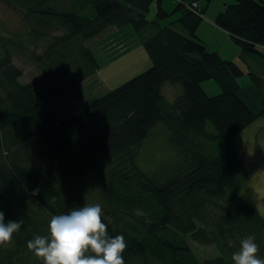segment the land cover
Here are the masks:
<instances>
[{
    "label": "trees",
    "instance_id": "16d2710c",
    "mask_svg": "<svg viewBox=\"0 0 264 264\" xmlns=\"http://www.w3.org/2000/svg\"><path fill=\"white\" fill-rule=\"evenodd\" d=\"M0 1L24 13L23 31H0V212L5 223L23 220L0 245V264H43L27 241L49 235L51 216L97 203L108 235L125 238V264H234L249 235L264 259V216L241 194L249 175L234 142L264 118V76L249 73L262 103L255 112L240 97L245 72L200 38L205 12L191 8L198 0H177L174 13L182 16L169 26L162 25L171 16L162 0ZM215 25L243 60L264 58V0H235ZM125 27L151 67L60 111L57 101L82 98L101 68L89 42ZM46 39L34 57L40 74L22 82L15 58ZM212 80L221 90L214 97L203 88ZM167 84L182 88L173 102L162 92ZM158 127L177 156L147 173L137 158ZM189 240L217 254L201 262Z\"/></svg>",
    "mask_w": 264,
    "mask_h": 264
},
{
    "label": "rangeland",
    "instance_id": "374dc122",
    "mask_svg": "<svg viewBox=\"0 0 264 264\" xmlns=\"http://www.w3.org/2000/svg\"><path fill=\"white\" fill-rule=\"evenodd\" d=\"M188 1L190 2L192 0ZM162 2L163 8L171 14L169 18L162 22V25L169 26L178 21L182 14L180 12L174 13L178 5L177 0H162ZM198 3L207 16H213L216 19L217 15L223 10L225 11L228 5L234 4L235 0H198ZM156 12L157 5L155 2L148 14L149 21L155 19ZM23 16L24 13L20 12L17 7L0 1V31L2 33L14 32L20 29L23 31ZM117 31L118 29L115 28L108 29L95 40L89 42L101 64V68L94 77L89 78L84 83L82 87V98L78 99L76 96H63L65 98H61L57 101L56 104L60 111L67 109L70 103H77L79 105L84 104V97L87 102L92 98L101 97L151 67V61L143 45L138 46V43L134 41L127 49H124V46L119 44L118 46L113 45L112 40L114 39L111 40L108 37H110V35H115ZM179 31H182V29L179 28ZM207 32L209 37H204V41L206 42L209 52H222L221 57L225 60L236 54L234 48L235 42L232 41L231 44H229L230 40H228L227 37L223 38L216 36V29L209 27L207 22H205L204 25L202 22L199 33L205 35ZM59 34H62V32H55V35ZM229 39H231V37ZM125 41L126 39H119L117 42L125 44ZM127 41L130 42V39L127 38ZM49 43L50 39H46L32 46L25 55L15 58L14 61L16 65L22 71V82H29L40 74L34 57L41 55L46 50L45 48ZM238 48L239 51H237V53L240 54L241 49L239 46ZM235 60H237V58H235ZM263 61L264 58H250L247 59V61L242 58L238 59L239 66L245 72V75L239 79L242 87L240 97L248 107L255 112L260 111L262 103L261 99H259V90L254 86L249 74L252 71L248 68L253 69L250 64L253 67L257 64L253 73L264 76ZM203 88L210 97L217 96L221 93L220 87L213 80L204 82ZM162 92L169 102H173L181 94L182 88L167 84L163 87ZM234 142L249 175V183L242 188L241 194L250 205L254 206L264 216V118L255 120L250 126L236 136ZM175 156H177V152L168 143L166 133L162 128L158 127L151 132L150 136L144 142L137 158V164L144 172L151 173L160 166L173 160ZM189 242L201 262L217 254V251H215L213 247L201 246L192 240H189Z\"/></svg>",
    "mask_w": 264,
    "mask_h": 264
},
{
    "label": "clouds",
    "instance_id": "9594fccd",
    "mask_svg": "<svg viewBox=\"0 0 264 264\" xmlns=\"http://www.w3.org/2000/svg\"><path fill=\"white\" fill-rule=\"evenodd\" d=\"M99 203L75 208L67 214L51 216L49 235H36L27 241V248L43 260V264H125L122 253L126 249L123 235L111 237L103 222ZM109 222L110 218H109ZM23 220L5 223L0 212V245L9 243ZM255 236L240 241L234 252V264H264L258 257L259 246Z\"/></svg>",
    "mask_w": 264,
    "mask_h": 264
},
{
    "label": "crops",
    "instance_id": "0c3cea01",
    "mask_svg": "<svg viewBox=\"0 0 264 264\" xmlns=\"http://www.w3.org/2000/svg\"><path fill=\"white\" fill-rule=\"evenodd\" d=\"M157 1V0H156ZM156 5H157V3H156ZM198 5H199V3H198ZM153 6V5H152ZM207 8H208V6H207ZM205 22H207V24L209 25V27H212L213 29H216V36H219V37H227V39L228 40H230V42H229V44H231V42L233 41V39L231 38V39H229L230 38V36H228V35H226L225 33H223V31L222 30H219L218 28H216V25H215V18L213 17V16H207L206 15V13H204V18H203V25L205 24ZM199 34V36H200V38H202V40H203V42H204V44L206 45V42L204 41V37H209V34H208V32H207V34H205V35H203L202 33H198ZM117 39H116V38ZM109 39H114V40H112V43H113V45L114 46H118V44L119 45H121V46H124L123 48L124 49H127V48H129V46L133 43V41L134 42H137L138 43V46H140L141 45V41L138 39V37H137V35L135 34V32L130 28V27H125V28H122V29H119L116 33H115V35H110V37H108ZM127 38H129L130 39V42L129 41H127ZM119 39H126V41L124 42L125 44H121V43H119V42H117ZM234 42V41H233ZM103 43V42H102ZM117 43V44H116ZM206 48H207V46H206ZM234 48H235V50H236V54L234 55V56H232V57H230L229 59H227V60H232V61H235L236 63H238V59H240L241 57H240V54H238L237 53V51H239V48H238V46H237V44L236 43H234ZM215 53V52H214ZM222 52H217V54H219L220 56L222 55L221 54ZM235 58H237V60H235ZM255 62V61H254ZM264 62V61H263ZM262 62V63H263ZM256 63V62H255ZM248 64H250V63H248ZM250 66L253 68V69H251V68H248L250 71H254L255 69H256V66H257V64H255V66L253 67L251 64H250ZM262 69V68H261Z\"/></svg>",
    "mask_w": 264,
    "mask_h": 264
},
{
    "label": "built area",
    "instance_id": "2783aa9c",
    "mask_svg": "<svg viewBox=\"0 0 264 264\" xmlns=\"http://www.w3.org/2000/svg\"><path fill=\"white\" fill-rule=\"evenodd\" d=\"M191 8L194 10V11H196V12H201L200 11V5H198V3H193L192 4V6H191Z\"/></svg>",
    "mask_w": 264,
    "mask_h": 264
}]
</instances>
